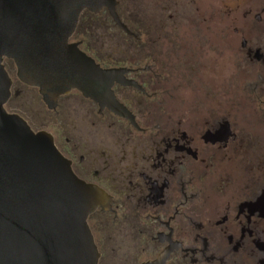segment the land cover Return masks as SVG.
<instances>
[{"label":"flooded vegetation","instance_id":"obj_1","mask_svg":"<svg viewBox=\"0 0 264 264\" xmlns=\"http://www.w3.org/2000/svg\"><path fill=\"white\" fill-rule=\"evenodd\" d=\"M114 1L125 30L105 8L83 11L68 40L117 72L111 98L71 90L46 104L10 78L4 109L49 134L73 174L103 194L87 218L98 264L119 255L124 264H264V122L242 125V107L225 106L224 79L202 74L212 39L224 55L227 38H239L231 95L250 98L264 119V42L225 26L212 36L191 15L196 0H126L122 12ZM243 59L255 80L243 82ZM25 90L42 109L34 123L9 110Z\"/></svg>","mask_w":264,"mask_h":264},{"label":"water","instance_id":"obj_2","mask_svg":"<svg viewBox=\"0 0 264 264\" xmlns=\"http://www.w3.org/2000/svg\"><path fill=\"white\" fill-rule=\"evenodd\" d=\"M114 0H0V264H98L87 218L104 201L58 152L52 137L34 133L4 105L11 80L38 89L44 103L77 90L95 101L111 98L115 70H102L68 44L83 11L104 8L125 30ZM119 114L118 112H116ZM165 256L144 264H164Z\"/></svg>","mask_w":264,"mask_h":264},{"label":"rangeland","instance_id":"obj_3","mask_svg":"<svg viewBox=\"0 0 264 264\" xmlns=\"http://www.w3.org/2000/svg\"><path fill=\"white\" fill-rule=\"evenodd\" d=\"M121 3L119 11L122 12V7L125 5L126 0H117ZM199 7V15L191 14L195 21L203 19L207 25L210 26L211 35H221L222 27H226L227 32L232 29H237L242 32L241 36L248 42L253 43L258 39L264 42V0H196ZM196 6V7H197ZM136 15L138 16V5L136 6ZM191 13V12H190ZM255 15L260 16V21L254 19ZM136 16V19L138 18ZM227 33V37H228ZM225 54L221 55L218 44L214 45V40H211V47L209 50L208 58L206 59L207 65H209V73L205 71L204 77H210L211 79L223 80V85L226 87L227 95L225 106L227 110H235V108L242 107L239 122L251 126L264 122L263 115L257 113V111L250 109L248 106H252V101L248 97L241 98V101L231 95L232 78L233 73V57L234 49H239V38L231 39L227 38ZM244 57V56H243ZM8 68L9 76L13 82H18L15 77L14 64L9 61L5 62ZM242 80H255L254 74L251 72L247 65V62L242 61ZM218 84V83H217ZM19 105H10V111H16L21 114L27 120L32 123L35 122V113L40 114L42 109H39L37 100L33 97V93L25 90L23 96L17 100ZM123 256L114 257V264H122ZM126 263V261L124 262ZM123 263V264H124Z\"/></svg>","mask_w":264,"mask_h":264},{"label":"trees","instance_id":"obj_4","mask_svg":"<svg viewBox=\"0 0 264 264\" xmlns=\"http://www.w3.org/2000/svg\"><path fill=\"white\" fill-rule=\"evenodd\" d=\"M8 62V61H7ZM4 66H5V69H6V71L8 72V68H7V66L5 65V62H4ZM9 73V72H8Z\"/></svg>","mask_w":264,"mask_h":264}]
</instances>
